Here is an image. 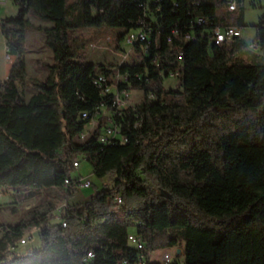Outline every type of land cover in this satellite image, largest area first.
<instances>
[{
	"label": "trees",
	"instance_id": "16d2710c",
	"mask_svg": "<svg viewBox=\"0 0 264 264\" xmlns=\"http://www.w3.org/2000/svg\"><path fill=\"white\" fill-rule=\"evenodd\" d=\"M12 2L17 16L0 21L15 58L0 79V189L18 195L7 207L14 215L38 204L16 225L0 224V264H140L142 257L153 264L159 242L183 246L184 264H264V16L251 50L241 37L222 46L212 40L216 28L244 27L242 0L235 20L237 12L218 14L226 0H80L70 20L69 0ZM30 15L52 27L33 24ZM199 18L207 24L199 27ZM140 21L149 41L135 47L131 63L108 68L84 60L77 32L120 28V42ZM31 30L44 34L53 56L42 80L27 71ZM99 75L104 87L95 84ZM168 77L179 80L178 89L164 88ZM26 84L35 91L28 101L20 89ZM106 86L116 92L106 94ZM124 91H141L143 101L118 110L116 94ZM102 111L125 142H99ZM96 114L98 128L81 141ZM75 156L97 179L112 177V188L71 204L80 179L71 176ZM145 176L160 187L157 197ZM116 194L126 202L122 216V207L113 210ZM65 200L63 228L54 207ZM33 229L40 248L18 254ZM131 234L142 250L130 244Z\"/></svg>",
	"mask_w": 264,
	"mask_h": 264
},
{
	"label": "rangeland",
	"instance_id": "374dc122",
	"mask_svg": "<svg viewBox=\"0 0 264 264\" xmlns=\"http://www.w3.org/2000/svg\"><path fill=\"white\" fill-rule=\"evenodd\" d=\"M80 0H69L68 10H67V20H70L73 14L77 13V9L80 8ZM218 7V6H217ZM5 10V17L11 18L16 17L17 13H14V10L17 9V6L9 0L6 6L2 7ZM241 11L244 16V27L242 28L241 38L248 44L256 43V26L259 23V20L264 16V0H242L240 4ZM219 16H225L227 14V9L218 7ZM239 12L230 17L235 20ZM33 24H39L40 19L30 15ZM50 23V22H49ZM51 24V23H50ZM123 33V29L120 28H103L97 30L94 28H86L77 32L75 35L85 40V46L82 49L84 54L83 58L86 62L93 64L106 65L108 68H114L117 65L124 63H131L132 59L135 57V50L131 51L124 41H118V36ZM45 36L43 33L38 31H29L27 33V38L25 42V48L27 50L26 61H27V71L31 79H44L46 75L45 66L52 63V53L48 47L44 44ZM130 51V52H129ZM1 58H4V53L0 52V62ZM44 63V67L42 66ZM44 71V73H43ZM163 86L165 89H178L179 80L176 78L168 77L163 81ZM23 92L24 99L28 101L32 95L35 93L31 84H26L24 87L20 88ZM111 93L116 92V88L113 87L110 91ZM129 97L126 101V108L138 106L143 101V93L141 91H130ZM102 120L104 126L108 122L109 113L107 111H102ZM100 120L98 117L95 118L93 127L89 124L87 131L89 135L93 133L99 126ZM72 178H83L87 179L92 183V186L89 189H78L76 196L71 199L79 202L77 204H84L86 201H89L93 195L98 192H102L109 188H112V177H107L104 180H99L93 175V169L91 165L86 162H81V167L75 169L71 174ZM145 179V187L153 194V197H157L160 193V187L157 182L149 177H143ZM18 195L15 192L7 191L5 189H0V224L7 225H16L20 220L22 213L28 208H34L38 201H31L23 209L19 208V213L17 215L12 214L7 210V207L14 206V203L18 202ZM121 197V195L116 194L115 197ZM122 198V197H121ZM123 204L126 203L123 200ZM61 204V203H60ZM58 205V204H57ZM57 205H55L54 210L57 212ZM17 206V205H16ZM120 209V216H122V209ZM113 210H114V201H113ZM59 220H55L54 223H58ZM131 232L134 233L135 229H131ZM31 236L32 238L28 241L26 245H19L16 249L18 254L24 255L28 254L31 251L39 249L41 246V240L39 233L36 229H33L25 235V237ZM183 249V246H178L177 248H169L165 242H159L156 244L153 252L150 253L149 259L153 264H163L162 256L165 252L172 253L173 261L175 264H184V256L177 253L178 250Z\"/></svg>",
	"mask_w": 264,
	"mask_h": 264
},
{
	"label": "built area",
	"instance_id": "2783aa9c",
	"mask_svg": "<svg viewBox=\"0 0 264 264\" xmlns=\"http://www.w3.org/2000/svg\"><path fill=\"white\" fill-rule=\"evenodd\" d=\"M8 1L9 0H0V7L5 5ZM149 1L158 3V2H161L162 0H149ZM226 5H227V10L229 13L237 12L238 0H226ZM195 21L199 27L207 24V20L205 18H199ZM138 26L139 28L137 30L131 31V36H126L125 41H124V43L128 47H130L131 51H133L137 45H142L143 43H146L147 41H149V32H148L149 30L147 29L145 22L140 21ZM237 37H241L240 29L238 28H235V27L216 28L213 31L212 40H213V44L217 46H222L226 43L231 42L233 39ZM191 39H192L191 35H187L185 37L186 41H190ZM146 48L144 49L146 50ZM250 49L257 50L258 47L255 43H253V44H250ZM172 77H175V76H172ZM117 80L123 81L124 78L117 75ZM106 83H107L106 77L104 75H99L97 79L95 80V84L98 85L99 87H104ZM110 91H111V88L106 86L105 93L108 94L110 93ZM129 94L130 93L127 91L116 94L115 105L117 106L118 110H123L126 107V101L129 97ZM97 116L98 114H96L93 117L90 123L91 127H93V123L95 122V118ZM82 118L89 119L91 117L89 114L85 113L82 115ZM109 118H108V122H106V124L102 128V133L99 136V142L102 145H113L117 141L125 142V139H123V137L119 133V130L117 129V127H115V125L112 123V121H110ZM89 131H87L86 129V131L81 136V141H84L89 136ZM81 162H82V158L75 156L73 159L74 169H79L81 167ZM91 186H92V183L89 180L83 179V178L79 179V182H78L79 189H89ZM67 188L68 187H66V189ZM119 207H123V200L121 197L116 196L114 198V211L118 210ZM56 209H57L58 214H60L63 218L61 221L62 227L66 228L67 222L64 218L67 216V213L69 211L68 201L65 200L61 202V204H59V206H57ZM30 239H31V236L24 237V240H21L20 244L26 245ZM129 242L133 246H136L139 250L143 249L144 245L142 243V240L137 235L131 234L129 236ZM92 257H93L92 254H89V258H92ZM162 262L163 264H174L172 253L165 252L162 256ZM140 264H147V260L142 257Z\"/></svg>",
	"mask_w": 264,
	"mask_h": 264
},
{
	"label": "crops",
	"instance_id": "0c3cea01",
	"mask_svg": "<svg viewBox=\"0 0 264 264\" xmlns=\"http://www.w3.org/2000/svg\"><path fill=\"white\" fill-rule=\"evenodd\" d=\"M7 3L3 6H6ZM3 6L0 7V21L2 19L7 18V17H5L6 15H5V10L2 8ZM17 12H18V8L16 10H14V13H17ZM30 19H33L32 16L30 17ZM35 25H37V24H35ZM37 26L51 28L52 24L41 21V22H39V24ZM240 33L242 34V29L240 30ZM44 44H45V42H44ZM1 51L4 53V58H1L2 60L0 62V79L6 80L10 74V71L12 69V65L15 61V58L7 55L5 39H4L2 32H1V29H0V52ZM51 60L53 61V56H52ZM42 66L44 67V63H42ZM43 73H44V71H43ZM77 203H79V202H76L75 200H71V204H77ZM181 252H183V249H180L177 251L178 254H180Z\"/></svg>",
	"mask_w": 264,
	"mask_h": 264
},
{
	"label": "bare ground",
	"instance_id": "6f19581e",
	"mask_svg": "<svg viewBox=\"0 0 264 264\" xmlns=\"http://www.w3.org/2000/svg\"><path fill=\"white\" fill-rule=\"evenodd\" d=\"M129 36H131V33L129 34ZM69 180L66 181V186L69 185Z\"/></svg>",
	"mask_w": 264,
	"mask_h": 264
}]
</instances>
